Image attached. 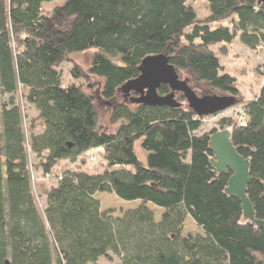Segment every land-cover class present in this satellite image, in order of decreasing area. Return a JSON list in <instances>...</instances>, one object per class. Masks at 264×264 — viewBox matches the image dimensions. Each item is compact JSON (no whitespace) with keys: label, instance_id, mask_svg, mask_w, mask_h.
Wrapping results in <instances>:
<instances>
[{"label":"trees","instance_id":"16d2710c","mask_svg":"<svg viewBox=\"0 0 264 264\" xmlns=\"http://www.w3.org/2000/svg\"><path fill=\"white\" fill-rule=\"evenodd\" d=\"M56 1L49 18L43 4ZM195 1L0 0V264H264V228L244 221L239 201L225 194L230 173L212 167L209 148L213 134L229 129L232 146L249 161L247 197L263 221L264 89L244 99L213 47L226 55L238 42L262 53L264 4L201 0L209 12L201 19ZM91 49L85 72L71 56ZM157 55L232 97L246 122L224 117L201 132L205 118L180 94L179 108L132 109L120 88L139 76L144 58ZM65 64L70 81L103 80L114 133L99 125L92 94L64 83ZM19 97L38 113L28 141L22 114L3 117ZM91 153L102 158L93 173L83 170ZM33 174L53 182L40 208ZM97 194L141 205L114 217ZM149 204L160 209L158 219ZM188 218L199 235H182Z\"/></svg>","mask_w":264,"mask_h":264},{"label":"rangeland","instance_id":"374dc122","mask_svg":"<svg viewBox=\"0 0 264 264\" xmlns=\"http://www.w3.org/2000/svg\"><path fill=\"white\" fill-rule=\"evenodd\" d=\"M62 1H56L48 4H43V10L47 17L52 18L53 10L58 7ZM193 8L196 12V15L203 19L208 16L209 12L207 9V4L201 0H197L193 4ZM213 50L218 55L220 59V63L223 67V70L231 75L236 80V86L238 90L240 91V94L244 99H252L254 98L261 89H264V51H261L262 53H254L251 51H247L242 49V47L239 45V43L234 42L232 45H229L227 47V53L226 55H221L219 52L218 46L213 47ZM95 49L88 50L84 53L80 54H73L71 56L72 60L78 64V66L85 72L88 71L92 57L95 53ZM70 69V66L65 64L62 66L61 71L63 73V81L64 83H76L78 85H81L87 93L92 94L95 104V109L97 113V121L100 126L104 127L107 132L114 133L117 125L112 124L110 121L111 116V104L109 102L104 101L101 98L100 92L103 80L98 79L93 76H88L87 81L77 80V81H70L67 74ZM88 74V73H87ZM179 79L181 81H186L191 91L197 96V97H203V96H228L227 94L220 93L218 91H212L210 90L206 84L204 83H197L195 82L192 74L188 71H178L177 72ZM19 94L20 96L23 95V90L19 88ZM124 95V94H123ZM125 100L127 101V104L133 109L135 104L131 102V99H134V95L131 94L128 97L124 96ZM121 99L122 96H121ZM176 101H179V94H176ZM184 105H186V102H182ZM242 105H236L234 104L229 109L217 113L212 116L204 117L203 126L201 128V132H208L212 128L216 126L218 121L222 118H226L227 115L232 114L231 111L234 109H237L238 107H241ZM22 114L23 116V122L25 124V138L28 141L29 140V133H28V126L30 122L37 118L38 113L36 110L27 105L23 98H18L17 105L14 108L9 109L7 112L4 113L3 117L5 118H12L16 117L18 115ZM232 120H238V117H234L233 115L231 117H228ZM229 130V129H228ZM220 131V130H219ZM36 133H40L41 130L37 127ZM135 152L140 160H143L145 157L144 152L140 149V142H137L135 144ZM94 158H90L89 156L84 160L85 164L83 166V170L89 173L97 172L100 169V165L102 164V158H100L99 154L93 153ZM29 164L31 166H34L36 164L34 160L33 154L29 152ZM33 180V192L36 198V201L38 203V206L40 208L44 206V197L43 192L46 189H49L52 186V180H48L43 178H40L37 175H34ZM96 198L100 202V206L102 210H112L113 216H119L123 211L127 210H133L138 208L141 205L140 201L135 202H124L119 200L114 195L109 194H97ZM149 209L154 211L155 213V219H158L157 212L160 211V209L152 206L147 205ZM188 218L187 222L184 225L182 235L183 236H190L195 237L196 235L200 234V231L196 229V227L193 225V222ZM113 262H117L116 258H113ZM98 264H110L108 260L106 259H100Z\"/></svg>","mask_w":264,"mask_h":264},{"label":"water","instance_id":"95a60500","mask_svg":"<svg viewBox=\"0 0 264 264\" xmlns=\"http://www.w3.org/2000/svg\"><path fill=\"white\" fill-rule=\"evenodd\" d=\"M264 4V0H259ZM168 86L170 93L159 96L158 89ZM120 91L128 97H135L131 102L147 107L179 108L176 94H180L189 110L198 117L212 116L223 112L235 104L230 96H203L197 97L189 88L186 81H181L175 68L169 64L165 55L148 56L139 66V76L126 82ZM209 148L213 153L210 163L219 174L230 173L227 186L224 190L227 196L235 197L242 210L244 221H250L257 227L264 228V220H256L255 213L247 197V186L250 183L249 161L239 156L231 144L228 130L218 131L210 137Z\"/></svg>","mask_w":264,"mask_h":264},{"label":"built area","instance_id":"2783aa9c","mask_svg":"<svg viewBox=\"0 0 264 264\" xmlns=\"http://www.w3.org/2000/svg\"><path fill=\"white\" fill-rule=\"evenodd\" d=\"M231 113L232 114L227 115L226 118L231 117L233 115L234 117H238V120L237 121L239 123H244L248 119V117H247V115H246V113L244 111L243 106L238 107L237 109H234L233 111H231ZM90 158L91 159L94 158V156H93L92 153L90 154ZM45 179H48V178L46 177Z\"/></svg>","mask_w":264,"mask_h":264},{"label":"crops","instance_id":"0c3cea01","mask_svg":"<svg viewBox=\"0 0 264 264\" xmlns=\"http://www.w3.org/2000/svg\"><path fill=\"white\" fill-rule=\"evenodd\" d=\"M239 45L242 47V49L249 51L247 48L243 47L241 44H239Z\"/></svg>","mask_w":264,"mask_h":264}]
</instances>
